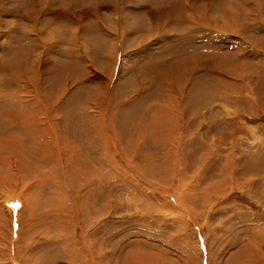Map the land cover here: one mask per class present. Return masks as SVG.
I'll use <instances>...</instances> for the list:
<instances>
[{"label": "rangeland", "instance_id": "1", "mask_svg": "<svg viewBox=\"0 0 264 264\" xmlns=\"http://www.w3.org/2000/svg\"><path fill=\"white\" fill-rule=\"evenodd\" d=\"M116 1L37 7L14 48L1 0L0 264H264L255 6L166 0L143 44Z\"/></svg>", "mask_w": 264, "mask_h": 264}, {"label": "crops", "instance_id": "2", "mask_svg": "<svg viewBox=\"0 0 264 264\" xmlns=\"http://www.w3.org/2000/svg\"><path fill=\"white\" fill-rule=\"evenodd\" d=\"M15 1L18 2L19 0H15ZM22 1L23 0H20V3H19L20 5L15 4L17 6V8L16 6H14L15 14L10 15L11 16L10 18L14 19V21L7 20V23L4 22L5 27H3L5 29V33H4L2 40L6 42L5 44L10 43L11 44L10 46H14V48L16 46L18 48V45L20 44V42H23L24 38H27L28 43L30 41L29 38L34 37L33 39H37V34H38L37 18H38V12H39L37 7L40 8L41 6L42 8L52 9L53 6H55V3H56L55 1L57 0H38L39 4L35 7V9H29L30 7L29 6L27 7L28 5L27 0H26V3L24 0V5L26 6V8H28L27 11L25 14L23 13L17 14L19 9L21 11L23 9ZM96 1L98 2V0ZM134 1H140L141 6L139 7L138 6H134V7L133 6H127V7L123 6L122 7L119 5L118 6L108 5V7H110L109 11H111L110 12L111 20L114 23L115 22L118 23L120 21L122 23H127L128 24L127 26L129 27V29L139 28V27H135L136 22L138 23L137 26H139L142 23H145L144 30L140 32L142 34L141 43L143 44L148 43L150 41L149 38L154 37L156 35V31L155 33L154 31H152L153 27L158 29L157 32L160 31V33L158 32V36H162L163 35L162 33H165L166 28H167L166 21H167L168 15H170L171 17L173 15H175V17H178L177 12H175L173 15L170 12L167 13L166 9L168 8L165 4L166 0H134ZM157 1L159 2L157 3ZM186 2H188V0ZM224 2L230 4L231 8L235 6H238V7L250 6V5L255 6L254 11L256 12V20L260 21L261 26H264V0H227V1L224 0ZM222 3H223V0H217V1L215 0L214 5L218 7V6H222L223 5ZM85 4H87L88 6H99V4L89 5L87 1H85ZM8 6L10 5H2L1 0H0V12L3 10H9ZM61 6H62L61 8H65V3L62 2ZM190 6L192 7L191 10L195 11L196 7L193 4L192 5L190 4ZM14 8H12V10ZM143 9L145 12H142ZM193 14L195 16H198L195 14V12ZM184 22H187V21H184ZM194 23H198L197 17H194L192 24ZM113 29L116 30L115 27H113ZM47 31H48V28H47Z\"/></svg>", "mask_w": 264, "mask_h": 264}, {"label": "bare ground", "instance_id": "3", "mask_svg": "<svg viewBox=\"0 0 264 264\" xmlns=\"http://www.w3.org/2000/svg\"><path fill=\"white\" fill-rule=\"evenodd\" d=\"M12 1V0H11ZM82 1V0H81ZM128 1H130V0H128ZM128 1H126V0H124V1H122V3L123 2H125V4H127V5H129V4H131V3H129L128 4ZM132 1V0H131ZM134 1V0H133ZM5 2V1H4ZM7 2H8V0H7ZM6 2V3H7ZM27 2H28V5H30V6H32V4H31V0H27ZM32 2H33V0H32ZM56 2V1H55ZM61 2H64L65 3V8H70L71 6H72V8L70 9V13H72V12H74L73 10H74V4H75V2H74V0H61ZM9 3H10V1H9ZM58 3V2H57ZM116 3V6H118L117 4L119 3V1H118V3H117V1L115 2ZM135 3H137V2H135ZM189 5V4H188ZM124 6V5H123ZM190 7V6H189ZM32 9V8H31ZM207 8H205V10H206ZM205 10H204V12H205ZM181 12H182V10H181ZM204 14V13H203ZM190 15V14H189ZM206 15H207V13H206ZM74 16V15H73ZM195 16V15H194ZM206 17V16H205ZM193 18V17H192ZM210 18V17H209ZM189 19V18H188ZM187 20V19H186ZM206 21V20H205ZM200 23V22H199ZM205 23V22H204ZM172 78V77H171ZM165 79H167V78H165ZM169 79V78H168ZM167 79V80H168ZM182 79V78H181ZM160 80V79H159ZM174 80V79H173ZM165 81V80H164ZM169 81H170V79H169ZM175 81V80H174ZM178 81V80H177ZM158 82V81H157ZM172 82V81H171ZM165 86V85H164ZM169 86V85H168ZM170 87H172V86H170ZM175 109V108H174ZM179 109V108H178ZM167 112V111H166ZM169 113V112H168ZM172 118V117H171ZM179 185V184H178ZM203 196V195H202ZM206 196V195H205ZM92 252V251H91Z\"/></svg>", "mask_w": 264, "mask_h": 264}]
</instances>
